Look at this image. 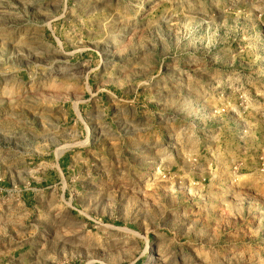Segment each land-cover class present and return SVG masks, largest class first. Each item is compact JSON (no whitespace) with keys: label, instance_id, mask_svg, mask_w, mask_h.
Instances as JSON below:
<instances>
[{"label":"rangeland","instance_id":"obj_1","mask_svg":"<svg viewBox=\"0 0 264 264\" xmlns=\"http://www.w3.org/2000/svg\"><path fill=\"white\" fill-rule=\"evenodd\" d=\"M0 264H264V0H0Z\"/></svg>","mask_w":264,"mask_h":264},{"label":"bare ground","instance_id":"obj_2","mask_svg":"<svg viewBox=\"0 0 264 264\" xmlns=\"http://www.w3.org/2000/svg\"><path fill=\"white\" fill-rule=\"evenodd\" d=\"M155 179H157V177Z\"/></svg>","mask_w":264,"mask_h":264}]
</instances>
